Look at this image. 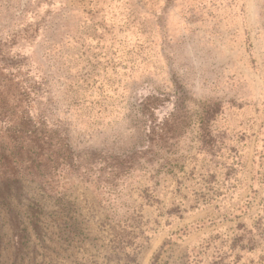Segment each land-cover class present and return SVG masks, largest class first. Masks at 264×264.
Wrapping results in <instances>:
<instances>
[{"label": "rangeland", "instance_id": "rangeland-1", "mask_svg": "<svg viewBox=\"0 0 264 264\" xmlns=\"http://www.w3.org/2000/svg\"><path fill=\"white\" fill-rule=\"evenodd\" d=\"M0 264H264V0H0Z\"/></svg>", "mask_w": 264, "mask_h": 264}]
</instances>
